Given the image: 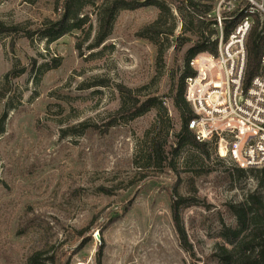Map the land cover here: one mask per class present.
<instances>
[{
	"label": "rangeland",
	"instance_id": "374dc122",
	"mask_svg": "<svg viewBox=\"0 0 264 264\" xmlns=\"http://www.w3.org/2000/svg\"><path fill=\"white\" fill-rule=\"evenodd\" d=\"M165 1L175 30L160 38L159 62L137 35L156 17L152 6L119 10L92 49L97 21L86 7L91 35L77 49L81 32L50 43L39 36L49 11L38 1L0 0V21L24 32L0 34V264H29L35 251L37 264H219V231L235 224L229 204L253 191L264 197L213 145L207 154L191 146L173 153L180 120L172 89L196 36L176 45L181 17ZM15 68L24 71L7 75ZM119 85L157 96L165 109L122 120ZM153 137L166 138L173 169L149 162ZM173 190L189 198L180 208L188 251L171 218Z\"/></svg>",
	"mask_w": 264,
	"mask_h": 264
},
{
	"label": "trees",
	"instance_id": "16d2710c",
	"mask_svg": "<svg viewBox=\"0 0 264 264\" xmlns=\"http://www.w3.org/2000/svg\"><path fill=\"white\" fill-rule=\"evenodd\" d=\"M28 3L39 2L49 13L41 17V23L37 32L47 43L53 42L64 35L73 32H81L77 49H81L84 42L90 39L91 24L89 16L84 13L86 7L95 10L97 29L93 43L89 49L97 48L109 36L113 21L119 10H130L140 6H152L157 10L154 19L148 21L137 34L139 38L151 42L156 51V59L162 62L163 45L160 38L174 36L175 23L170 6L165 0H25ZM175 9L181 17V35L177 36L175 42L181 46L189 41L186 34L195 35L196 40L184 54V61L178 83L172 89L171 102L177 110L180 120V128L176 134L174 154H178L184 146H191L200 152L207 154L206 146L213 145L210 142H199L188 128V121L193 116L189 104L184 98L185 78L193 74L189 61L202 52L216 53V40H211L214 30L211 28L213 20L207 15L214 9L213 0H173ZM238 20H227L224 22V35H228ZM23 32L18 25L7 26L0 21V34L15 35ZM24 33V32H23ZM29 33L31 31L29 30ZM185 34V35H184ZM80 35V34H79ZM264 45V16L254 14L253 21L246 38V67L244 72V83L247 85L250 79L259 71L260 58ZM43 67V66H42ZM24 71L12 69L7 75L17 76ZM120 105L115 114L122 120H131L144 115L153 108L165 109L162 101L157 96L147 95L145 98L139 96L135 89L119 85ZM3 128L0 127V133ZM167 132V131H166ZM168 134V133H167ZM166 134V135H167ZM166 138H151L148 150V160L155 166L167 165L171 169L174 165L168 160L166 151ZM214 147V146H213ZM215 148V147H214ZM237 174H251L259 187H264V167L243 169L236 167ZM110 193L112 190L102 189ZM170 203L171 218L175 230L181 240L182 247L188 251L185 231L180 218L181 205L189 204V198L182 197L174 190L172 191ZM230 212L235 218L233 226L223 224L219 231V242L215 247V256L219 264H264V197L256 191L249 192L245 198L238 203L229 204ZM40 251H35L28 258L29 264H37Z\"/></svg>",
	"mask_w": 264,
	"mask_h": 264
},
{
	"label": "built area",
	"instance_id": "2783aa9c",
	"mask_svg": "<svg viewBox=\"0 0 264 264\" xmlns=\"http://www.w3.org/2000/svg\"><path fill=\"white\" fill-rule=\"evenodd\" d=\"M264 16V0H216L207 15L216 53L195 55L185 78L184 98L192 110L188 128L199 142H210L218 156L240 168L264 167V45L259 71L244 83L246 38L253 15ZM228 35L224 22L235 20Z\"/></svg>",
	"mask_w": 264,
	"mask_h": 264
}]
</instances>
